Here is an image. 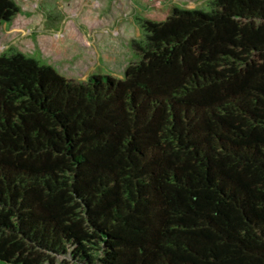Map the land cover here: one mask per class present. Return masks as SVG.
Listing matches in <instances>:
<instances>
[{
  "label": "trees",
  "instance_id": "obj_1",
  "mask_svg": "<svg viewBox=\"0 0 264 264\" xmlns=\"http://www.w3.org/2000/svg\"><path fill=\"white\" fill-rule=\"evenodd\" d=\"M138 1L123 78L0 53V264H264V0Z\"/></svg>",
  "mask_w": 264,
  "mask_h": 264
},
{
  "label": "rangeland",
  "instance_id": "obj_2",
  "mask_svg": "<svg viewBox=\"0 0 264 264\" xmlns=\"http://www.w3.org/2000/svg\"><path fill=\"white\" fill-rule=\"evenodd\" d=\"M17 1L22 11L0 26V53L22 51L79 81L92 74L124 77L134 56L130 45L142 37L137 15L146 8L138 0ZM209 2L157 1L150 9L177 4L206 11Z\"/></svg>",
  "mask_w": 264,
  "mask_h": 264
}]
</instances>
